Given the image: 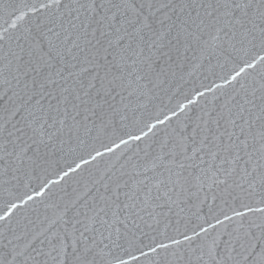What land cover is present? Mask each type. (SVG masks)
Masks as SVG:
<instances>
[{"label":"snow or ice","instance_id":"snow-or-ice-1","mask_svg":"<svg viewBox=\"0 0 264 264\" xmlns=\"http://www.w3.org/2000/svg\"><path fill=\"white\" fill-rule=\"evenodd\" d=\"M0 264H264V0H0Z\"/></svg>","mask_w":264,"mask_h":264}]
</instances>
